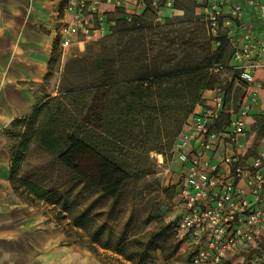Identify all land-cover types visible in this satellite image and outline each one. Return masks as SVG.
I'll use <instances>...</instances> for the list:
<instances>
[{
	"label": "trees",
	"instance_id": "obj_1",
	"mask_svg": "<svg viewBox=\"0 0 264 264\" xmlns=\"http://www.w3.org/2000/svg\"><path fill=\"white\" fill-rule=\"evenodd\" d=\"M150 11L147 7L131 22L118 19L113 33L103 39L111 42V46L106 47L107 42H104L95 55L94 68L99 72L95 81L70 85L59 96L48 97L29 116L10 123L7 134L15 142L9 150V182L19 197L55 203L54 189L20 174L32 142L55 156L79 183L108 199L117 198L131 176L112 149L124 143L120 140L123 132L139 133L140 139L132 149L162 155V150L167 148L173 153L178 134L203 103L204 92L217 87L218 74L211 73L210 69L224 63L228 44L223 39L214 49L202 21L171 28L162 25L155 27L161 36L158 45L164 43L161 51L149 57L142 43V50L132 58L131 34L152 26L146 21ZM175 44L177 49L172 48ZM114 46L119 47L116 56L110 54ZM191 50L200 54L193 61L188 59ZM53 55L54 49L50 62ZM151 63L155 67H151ZM119 70L124 71L122 76L117 75ZM224 91L227 108L229 90ZM111 96L113 100H109ZM90 98L92 103L87 105ZM166 191L171 201L176 184ZM62 210L71 214L73 226L86 232L93 228L88 243L92 251H96L94 244H99L121 252L119 245L111 247L100 241L104 227L95 225L89 210L72 213L66 201ZM173 234L175 236L174 227Z\"/></svg>",
	"mask_w": 264,
	"mask_h": 264
},
{
	"label": "built area",
	"instance_id": "obj_2",
	"mask_svg": "<svg viewBox=\"0 0 264 264\" xmlns=\"http://www.w3.org/2000/svg\"><path fill=\"white\" fill-rule=\"evenodd\" d=\"M177 1L63 0L54 40L62 52L83 50L110 35L119 18L131 22L149 7L161 21ZM181 1L193 3L214 49L223 39L230 47L227 60L210 72L235 71L247 95L230 111L221 86L205 91L201 110L178 134L172 153L178 169L171 204L180 212L175 236L190 247L189 264H221L241 254L245 264H264V154H245L246 141L239 140L260 100L264 0Z\"/></svg>",
	"mask_w": 264,
	"mask_h": 264
},
{
	"label": "rangeland",
	"instance_id": "obj_3",
	"mask_svg": "<svg viewBox=\"0 0 264 264\" xmlns=\"http://www.w3.org/2000/svg\"><path fill=\"white\" fill-rule=\"evenodd\" d=\"M193 11V3L179 0L176 2L175 9L169 11L164 20L158 21L151 9L146 16V21L152 26L147 30L131 34L132 58H135L142 50V43L149 57H155L164 46V43L161 46L158 45L161 36L157 34L155 27L167 25L171 28L201 21L193 14ZM104 42L107 41L89 42L83 50L71 46L62 52L53 40L54 55L41 82L37 85L39 96L33 104L32 111L43 103L45 98L59 96L70 85H84L95 81L99 74L94 68L95 55L103 48ZM105 45L109 47L111 42L108 41ZM116 48L114 46L110 52L112 56H116L119 47ZM172 48L177 49L178 45L175 44ZM229 53L230 47H227L224 52V61L227 60ZM199 55L197 51L191 50L188 59L193 61ZM151 67L155 65L151 63ZM123 73V70L117 71L119 76ZM256 81L261 83L262 109L258 106L249 119V131L245 135V154L247 155L259 153V146L264 145V116H262L264 115V72H257ZM215 84L229 90L227 109L230 111L236 110L247 95L246 85L230 68L217 75ZM113 98L111 96L109 100ZM91 103L92 98L88 100L87 105ZM92 110L95 111L93 108ZM195 111H198L197 108ZM30 113L21 118L29 116ZM9 127L10 125L2 130L8 151L15 142L7 134ZM137 139H140L139 133L123 132L120 140L124 143H121V146L112 147L116 151L115 156L118 161L126 166V170L131 175L115 199L104 198L98 192L79 183L70 170L61 165L55 156L32 142L25 154L20 174L44 187L54 189L56 195L53 197L55 203L51 200L27 203L32 204L37 210L36 213L40 219L39 230H51L56 244L75 242L76 247H73V251L82 253L83 260L89 263L189 264L190 247L185 242L178 241L173 234V226L180 212L171 204L166 191L167 187L176 183L178 164L173 161V154L167 148L162 150V157H157L158 153L154 151L148 153L144 150L132 149V147L135 148ZM7 196L15 198L18 195L11 187V192L9 189ZM65 201L71 207L72 213L89 210L94 216L95 225L104 227L100 241L111 247L119 245L121 252L117 253L99 244H94L96 252L85 247V243L90 241L89 233L93 228L86 232L73 226L71 214L62 210ZM230 259L224 260L221 264H245L246 260L242 254L235 256V259Z\"/></svg>",
	"mask_w": 264,
	"mask_h": 264
},
{
	"label": "crops",
	"instance_id": "obj_4",
	"mask_svg": "<svg viewBox=\"0 0 264 264\" xmlns=\"http://www.w3.org/2000/svg\"><path fill=\"white\" fill-rule=\"evenodd\" d=\"M62 4L63 0H0V264H93L73 251L75 242L56 244L51 230L38 229L37 210L27 203L37 201L7 196L10 152L2 130L33 109L37 85L49 67ZM261 104L260 97L256 109H262ZM239 140L246 141L245 136ZM258 151L264 154V145ZM85 247L92 251L88 243Z\"/></svg>",
	"mask_w": 264,
	"mask_h": 264
}]
</instances>
